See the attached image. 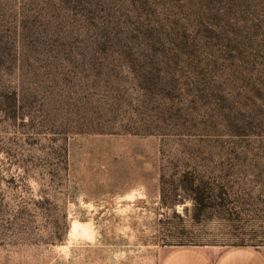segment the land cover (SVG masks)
Masks as SVG:
<instances>
[{"label": "rangeland", "instance_id": "rangeland-1", "mask_svg": "<svg viewBox=\"0 0 264 264\" xmlns=\"http://www.w3.org/2000/svg\"><path fill=\"white\" fill-rule=\"evenodd\" d=\"M264 250V0H0V264Z\"/></svg>", "mask_w": 264, "mask_h": 264}, {"label": "crops", "instance_id": "crops-1", "mask_svg": "<svg viewBox=\"0 0 264 264\" xmlns=\"http://www.w3.org/2000/svg\"><path fill=\"white\" fill-rule=\"evenodd\" d=\"M162 264H264V250L237 247L226 251L178 247L169 251Z\"/></svg>", "mask_w": 264, "mask_h": 264}]
</instances>
